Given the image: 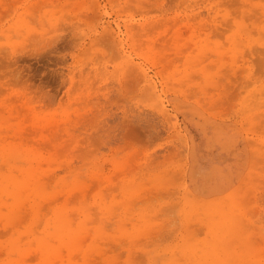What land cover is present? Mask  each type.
I'll return each instance as SVG.
<instances>
[{
  "label": "rangeland",
  "instance_id": "374dc122",
  "mask_svg": "<svg viewBox=\"0 0 264 264\" xmlns=\"http://www.w3.org/2000/svg\"><path fill=\"white\" fill-rule=\"evenodd\" d=\"M0 264H264V0H0Z\"/></svg>",
  "mask_w": 264,
  "mask_h": 264
}]
</instances>
